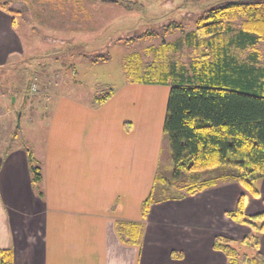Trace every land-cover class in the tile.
Listing matches in <instances>:
<instances>
[{
	"label": "rangeland",
	"instance_id": "1",
	"mask_svg": "<svg viewBox=\"0 0 264 264\" xmlns=\"http://www.w3.org/2000/svg\"><path fill=\"white\" fill-rule=\"evenodd\" d=\"M67 1H72L70 12L64 10L66 4L59 0H0L10 2L11 10L16 12L14 33L19 45L0 66V156L9 146L21 145L32 153L41 169L40 164L45 166L50 152L53 156L66 152L60 146L65 139L73 140L75 147L84 150L90 143L98 153L99 167H107L109 158L108 168L120 166L130 173L132 186L138 179L140 156L147 169L144 179L148 178L149 185L158 175L153 195L163 202L164 194L167 202L164 216L170 215L168 209L180 207L186 211L188 204L203 202V197L190 199L185 195L190 181L209 179L227 171L222 168L173 176L163 133L170 88L131 84L125 66L135 53L149 61L151 55L144 50L157 47L162 38L168 42L179 40V32L164 30L170 22L190 31L195 18L207 6L221 0H122L124 7L96 0ZM126 5L131 9V23L121 15L122 8H129ZM96 7L98 15L93 13ZM32 8L39 11L33 13ZM69 18L81 22L84 28L87 25L83 21L92 20L88 25L91 30L73 32L74 24ZM183 50L180 55L187 62L190 49ZM109 90L114 91V98L100 108L92 107L95 99ZM126 123L132 126L130 132L124 130ZM75 147L66 149L67 153ZM216 188L222 192L213 201L214 219L219 218L215 210H233L240 195L246 199L247 219L264 212V180L255 184L261 199L249 194L232 177L220 181ZM239 228H243L240 234L227 233L234 240L231 246L240 256L253 257L256 250L242 241L254 232L246 225Z\"/></svg>",
	"mask_w": 264,
	"mask_h": 264
},
{
	"label": "crops",
	"instance_id": "2",
	"mask_svg": "<svg viewBox=\"0 0 264 264\" xmlns=\"http://www.w3.org/2000/svg\"><path fill=\"white\" fill-rule=\"evenodd\" d=\"M59 1L66 4L64 10H72L71 0ZM98 10L96 7L93 13L98 15ZM130 11L122 8L121 15L131 23ZM14 14L0 9V66L19 48ZM69 19L74 24L73 32L91 30L88 25L92 20L83 21L87 25L84 28L81 22ZM87 145L90 146L84 150L75 147L73 140L65 139L60 146L66 152L55 156L50 152L45 166L40 164L42 180L37 187L32 184L28 154L34 164L38 161L28 149L9 146L0 156V250L10 251L14 264H229L222 253L213 249L214 241L216 237L230 239L228 232L240 234L243 228L226 215L234 209L215 210L219 218L214 219L211 208L222 191L214 187L189 196L203 197V202L188 204L186 211L180 207L168 209L170 215L164 216V194L163 202L153 195L157 174L149 185L140 156L138 179L132 186L130 173L118 165L119 168H108L109 158L107 167H99L97 151L90 143ZM72 147L75 148L68 154L66 149ZM150 195L154 203L144 220L141 205ZM255 198L261 199V194ZM245 207L244 197V210ZM118 221L143 225L140 245L122 242L116 232ZM256 251L264 258V233Z\"/></svg>",
	"mask_w": 264,
	"mask_h": 264
},
{
	"label": "trees",
	"instance_id": "3",
	"mask_svg": "<svg viewBox=\"0 0 264 264\" xmlns=\"http://www.w3.org/2000/svg\"><path fill=\"white\" fill-rule=\"evenodd\" d=\"M96 1L124 5L122 0ZM11 6L10 2L0 3V9L9 14L14 12ZM167 29L179 32V40L162 38L160 45L144 50L151 55L147 62L141 54H133L125 70L131 84L170 88L163 133L173 176L223 168L226 173L201 181L192 179L185 195L202 193L232 177L258 197L255 184L264 180V0H221L195 18L192 30L185 31L175 22H170ZM183 49H190L187 62L180 55ZM114 94L109 90L96 98L92 107H101ZM124 130L130 132L131 125L124 124ZM28 163L32 184L37 187L41 170L30 154ZM153 203L151 195L142 203L144 220ZM226 215L254 232L242 243L256 250L264 233V212L247 219L244 197H240ZM116 232L124 244L140 245L143 225L118 221ZM233 242L216 237L213 249L229 264H264L257 251L253 257L240 256L232 248ZM0 264H14L10 251L0 250Z\"/></svg>",
	"mask_w": 264,
	"mask_h": 264
}]
</instances>
